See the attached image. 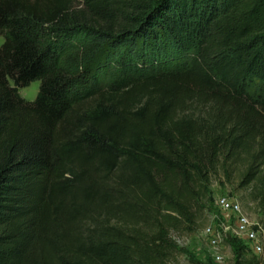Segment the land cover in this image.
Here are the masks:
<instances>
[{"label": "trees", "instance_id": "16d2710c", "mask_svg": "<svg viewBox=\"0 0 264 264\" xmlns=\"http://www.w3.org/2000/svg\"><path fill=\"white\" fill-rule=\"evenodd\" d=\"M0 37V264H165L221 160L264 227V0H0Z\"/></svg>", "mask_w": 264, "mask_h": 264}, {"label": "rangeland", "instance_id": "374dc122", "mask_svg": "<svg viewBox=\"0 0 264 264\" xmlns=\"http://www.w3.org/2000/svg\"><path fill=\"white\" fill-rule=\"evenodd\" d=\"M2 44L3 39L0 37V46ZM9 85L13 87L11 81H9ZM38 90L39 83L35 82L26 88L18 89V95L28 102H33ZM232 170V167L226 165L222 160L219 162L216 170L208 177V184L202 189L201 195L191 203L186 218L176 217L174 214L157 213L155 216L157 222L175 218V220H170L173 226L167 227L168 239L164 244L167 252L165 264H234V248L241 250L243 258L254 256L246 249L243 242L229 239L223 248V261L217 262L212 255L210 243L205 234L212 223L213 216L218 214L215 205L218 198L236 199L251 221L262 224L258 204L251 198V186L242 188L237 171L233 173ZM110 224L124 228L130 234L139 232L145 240L154 238L157 233L155 226L149 227L140 223H123L113 219ZM261 261L264 264V259Z\"/></svg>", "mask_w": 264, "mask_h": 264}, {"label": "built area", "instance_id": "2783aa9c", "mask_svg": "<svg viewBox=\"0 0 264 264\" xmlns=\"http://www.w3.org/2000/svg\"><path fill=\"white\" fill-rule=\"evenodd\" d=\"M215 205L218 214L213 216L205 233L214 259L223 261V248L228 238L243 242L255 257L264 259V227L251 221L234 198H218Z\"/></svg>", "mask_w": 264, "mask_h": 264}]
</instances>
